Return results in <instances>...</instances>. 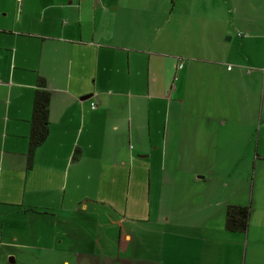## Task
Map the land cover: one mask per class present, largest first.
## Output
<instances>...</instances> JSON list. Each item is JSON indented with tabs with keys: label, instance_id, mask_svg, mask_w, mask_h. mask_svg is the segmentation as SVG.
Returning a JSON list of instances; mask_svg holds the SVG:
<instances>
[{
	"label": "crops",
	"instance_id": "0c3cea01",
	"mask_svg": "<svg viewBox=\"0 0 264 264\" xmlns=\"http://www.w3.org/2000/svg\"><path fill=\"white\" fill-rule=\"evenodd\" d=\"M181 1L0 0V256L15 259L19 249L38 247L39 239L49 240L62 232L67 240L74 238L79 243L75 264L82 263L86 255L103 257L110 250L118 255V264H241L245 230L247 239L251 233L252 240H246L245 254L259 256L260 244L257 248L255 238L264 229V191L250 201L245 230L224 226L226 205L245 204L236 196L213 200L207 193L184 195L178 203L172 201L170 214L162 215L159 244L154 246L160 256H155L149 241L143 244L149 250L148 257L119 254L121 235L130 234L125 226L122 230V215L110 198L115 190L110 185H101L107 191L99 186L103 184L99 175L106 165L115 167L124 162L114 152L103 157L99 150L106 146V140L99 136L102 124L110 122L114 129L117 127L116 113L111 110L118 105V93L127 95L131 105L138 88L142 84L149 87V82L155 80L152 62L157 55L153 54L173 56L172 74L163 82L167 83L166 94L177 90L176 70L182 64L177 66L181 56L174 52L179 46L181 53L215 62L214 70L222 66L227 77L225 85L230 82L242 87L244 74L250 72L243 69L242 63H253L264 90L261 1L183 0L184 10L180 12ZM191 17L210 31L207 47L199 49L203 55L186 52L191 50L187 43H179V23L188 18L182 22L186 25ZM232 27L238 29V46L227 43L232 33L223 37ZM38 76L44 78L50 92L48 132L27 165V133ZM100 100L109 105L103 107ZM177 100L183 98L166 104L177 111ZM172 115L173 121L181 119L178 112ZM187 115L198 120L193 113ZM197 116L201 123L209 119L207 114ZM256 116L264 119L263 92ZM227 119L231 118L220 117L222 122ZM252 119V114L247 123L239 119L246 127L233 128L231 134L248 132L254 126ZM170 129L172 136L185 135L179 127ZM258 129L264 133L261 121ZM239 148L235 147L237 151ZM259 149L257 144L250 156L253 181L256 173L264 179V152ZM196 176L201 175H193L190 180L206 182ZM83 177L97 185L87 198L79 193ZM104 181L118 183L113 176ZM43 216L52 219V225H42ZM58 218L63 223L61 230L55 226ZM78 220L92 225L96 238H84ZM117 223L120 227L115 240L112 232ZM175 249L184 254L171 258ZM259 257L264 259V254ZM61 264H68V259L62 257Z\"/></svg>",
	"mask_w": 264,
	"mask_h": 264
},
{
	"label": "rangeland",
	"instance_id": "374dc122",
	"mask_svg": "<svg viewBox=\"0 0 264 264\" xmlns=\"http://www.w3.org/2000/svg\"><path fill=\"white\" fill-rule=\"evenodd\" d=\"M260 1L264 6V0ZM183 2L182 0L178 6L180 12L184 10ZM184 20L188 18L181 19L179 23L180 45L187 43L191 50L184 49L186 52L203 55L199 49L207 47L210 31L194 17L189 18L186 25L182 23ZM237 31L232 27L223 34L225 37V34L232 33V38L227 40L231 46H238ZM182 50L179 46L174 52L182 58V67L176 70L177 90L166 94L167 83L163 82L164 77L167 79L172 74L173 56L153 54L157 55L153 58L154 63L152 62L153 69H156L155 80L149 82L148 88L145 84L138 88L139 93L132 95L131 105L128 104L127 95L118 93V105L111 110L116 113L117 127L114 129L110 122H106L100 128L99 136L106 140V146L99 149L102 156L108 157L114 152L117 158L121 156L124 161L115 167L106 165L99 175L100 182L103 183H100V187L110 185L111 190H115V196L110 198L115 200L119 214L122 215V230L125 226V231L128 230L130 234L120 237L121 256L142 254L148 257L149 250L143 245L148 241L152 243L149 246L155 256H160V253L155 252L154 246L159 244L162 215L170 214L172 201L178 203V198L184 199V195L207 193L212 195L213 200L231 195L249 206L252 197L256 199L264 191V179L256 173L253 181L250 170V156L255 146L258 144L260 152H264V133L262 129H258L260 121L261 125L264 124V119L259 120L256 116V108L264 90L257 68L253 63H242L243 69L250 71L244 74L242 87H234L230 82L225 85L223 80L227 77L222 66L214 70L215 62L181 53ZM181 97V102L177 100L180 102L177 111L172 105L166 104V101ZM100 103L103 107L109 105L102 100ZM177 112L181 119L173 121L172 113L175 116ZM188 113H193L198 120L189 119ZM196 114H207L209 119L201 123V117ZM248 114H252L251 123L254 126L241 135H232L230 130L233 128L246 127L240 124V120L243 121L244 118V122L250 121ZM222 115L231 119L222 122ZM171 127L185 130V135L172 136ZM164 128H167V132L163 133ZM237 145L241 146L238 151L235 149ZM193 175H201L196 178H205L206 182H192L190 179ZM110 176L118 183L108 184L104 181L109 180ZM81 181L79 193L87 198V194L97 185L91 184L85 177ZM93 182L95 183V179ZM41 222L46 227L48 223L52 225V219L48 217L43 216ZM78 225L84 238H96L92 225L86 220H78ZM55 226L61 230L63 223L60 218ZM118 227V223L113 226L115 240L118 238ZM242 232L241 264H264V259L259 257L264 254V229L255 238L259 240L255 242L257 248L260 244L257 257L245 254L246 240L248 243L252 240L251 233L247 239L246 230ZM37 244L44 248L38 246L19 249L15 259L6 254L1 255L0 264H61L62 257L68 259V264H75L74 261L79 259L76 256L78 241L74 238L67 240L62 232L49 240L39 239ZM111 252L110 250L103 257L86 255L85 260L79 264H118V255ZM179 253L184 254V251L175 249L170 257H177Z\"/></svg>",
	"mask_w": 264,
	"mask_h": 264
},
{
	"label": "trees",
	"instance_id": "16d2710c",
	"mask_svg": "<svg viewBox=\"0 0 264 264\" xmlns=\"http://www.w3.org/2000/svg\"><path fill=\"white\" fill-rule=\"evenodd\" d=\"M49 89L44 78L38 76L32 96L29 129L27 133L26 164L29 165L34 148L41 143L48 132ZM249 207L247 204L228 203L224 212V226L229 230H245Z\"/></svg>",
	"mask_w": 264,
	"mask_h": 264
},
{
	"label": "built area",
	"instance_id": "2783aa9c",
	"mask_svg": "<svg viewBox=\"0 0 264 264\" xmlns=\"http://www.w3.org/2000/svg\"><path fill=\"white\" fill-rule=\"evenodd\" d=\"M182 64V58L179 57L178 62H177V66H180ZM94 105V102L91 101V106Z\"/></svg>",
	"mask_w": 264,
	"mask_h": 264
},
{
	"label": "water",
	"instance_id": "95a60500",
	"mask_svg": "<svg viewBox=\"0 0 264 264\" xmlns=\"http://www.w3.org/2000/svg\"><path fill=\"white\" fill-rule=\"evenodd\" d=\"M225 37H228L227 35Z\"/></svg>",
	"mask_w": 264,
	"mask_h": 264
}]
</instances>
